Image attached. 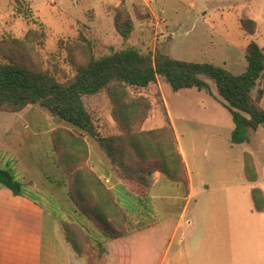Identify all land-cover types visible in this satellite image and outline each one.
I'll return each mask as SVG.
<instances>
[{
    "label": "rangeland",
    "instance_id": "1",
    "mask_svg": "<svg viewBox=\"0 0 264 264\" xmlns=\"http://www.w3.org/2000/svg\"><path fill=\"white\" fill-rule=\"evenodd\" d=\"M122 7L133 23L127 38L115 26L117 9ZM243 21L248 28L240 27ZM249 25L253 27L250 40L264 48V0H0V63H25L64 82L75 74L74 63L91 55L97 58L132 48L143 54L162 51L178 60L210 62L240 74L247 66L244 34ZM260 89L264 91V78L258 82ZM139 97L147 98L154 108L142 125L138 122ZM83 103L99 135H123L133 161L158 162L163 173L155 172L159 173L157 183L154 173L147 177L148 189L141 185L127 189L92 137L39 106L18 113L0 112V164L10 163L16 179L23 183L22 192L49 213L63 209L66 215H62L60 229L64 236L65 229L71 232V226L77 224L88 240L92 237L103 243L95 220L119 228L116 201L127 215L128 230L154 225L162 205L166 212L179 210L183 202L175 200V194L183 195L186 190L171 180L179 176L173 146L169 141L154 146L144 134L169 124L167 114L173 118L177 146L184 152L195 188L203 190L204 183L236 186L245 181V173L264 184V128L251 132L249 143L232 144L230 113L205 92L188 89L175 93L160 78L156 86L147 89L113 87L84 97ZM260 191L254 193L255 198L264 202ZM146 192H165L172 198L165 203L158 200L159 207L156 200L137 195ZM121 194L122 198L134 197L122 200L127 204H122L123 209L117 199ZM204 199L202 194L199 205L192 202L187 216L200 213ZM258 238L254 254L264 249V240ZM73 239L77 243V238Z\"/></svg>",
    "mask_w": 264,
    "mask_h": 264
},
{
    "label": "trees",
    "instance_id": "2",
    "mask_svg": "<svg viewBox=\"0 0 264 264\" xmlns=\"http://www.w3.org/2000/svg\"><path fill=\"white\" fill-rule=\"evenodd\" d=\"M253 24L255 26V23ZM115 26L123 38L129 37L133 31L131 17L123 7L117 9ZM240 27L242 29L247 27L245 21ZM252 35L253 27L249 25V29L244 34L247 66L240 74H234L210 62L178 60L162 51L143 54L132 48L97 58L91 55L86 60L74 63L75 74L64 82L56 80L48 71L36 70L25 63H0V112L18 113L28 106L45 109L72 129L92 137L108 157L127 189H132L135 185L148 189L147 177L155 172L163 173L161 164L151 160L133 161L130 158L127 138L123 135L108 137L99 135L92 116L84 106L83 98L109 92L113 87L147 89L156 86L158 79L161 78L175 93L195 89L212 97L231 115L234 124L231 133L232 144L249 143L250 133L264 128L262 106L264 91L257 90L258 82L264 78V48L250 40ZM255 90H257L256 96H254ZM156 96L161 97V94L157 93ZM139 105L141 113L138 122L142 125L150 118L154 108L144 97H139ZM144 134L148 142L154 146L164 145L166 141L171 143L179 173V176L171 180L187 191L189 179L186 166L169 124L159 129L145 131ZM247 178L256 180L254 177ZM22 185L23 183L16 179L14 168L10 163L0 164V187L9 189L14 195H21ZM147 193L137 195L147 197L149 196ZM254 193L261 194V191L253 190L252 194L256 208L263 210L261 205L264 204L263 200L258 202ZM115 207L121 218L119 228L114 224L101 223V221L99 223L97 219L95 220L100 224L101 231L111 239L123 237L129 231L126 227L127 215L116 203ZM71 228L72 231L74 230L73 233L67 232L68 229L64 230L69 236L66 235L65 239L78 256H85L88 264H94V261L105 253L103 244L92 237L88 240L79 225L75 224ZM73 237L77 238V243L74 242ZM85 244L90 245L88 249L92 250L93 254L87 252Z\"/></svg>",
    "mask_w": 264,
    "mask_h": 264
},
{
    "label": "crops",
    "instance_id": "3",
    "mask_svg": "<svg viewBox=\"0 0 264 264\" xmlns=\"http://www.w3.org/2000/svg\"><path fill=\"white\" fill-rule=\"evenodd\" d=\"M167 118L177 139L173 118L168 114ZM178 150L186 166L184 152ZM187 175L188 190L174 198L183 202L178 211L166 212L168 209L158 203L168 202L172 198L168 193L145 197L162 205L156 213L158 221L150 227L130 229L116 239L101 231L105 253L94 264H264V249L254 254L253 248L255 238L264 240V209L256 208L252 194L256 189L264 192V184L248 179L245 173V181L236 186L204 183L200 190L188 170ZM153 176L157 183L159 173ZM202 194L205 199L200 213L187 216L189 205H199ZM122 197L117 199L123 209L127 204L122 200L134 197ZM62 215H66L63 209L51 214L24 192L14 195L0 187V264H88L65 239L60 229Z\"/></svg>",
    "mask_w": 264,
    "mask_h": 264
},
{
    "label": "built area",
    "instance_id": "4",
    "mask_svg": "<svg viewBox=\"0 0 264 264\" xmlns=\"http://www.w3.org/2000/svg\"><path fill=\"white\" fill-rule=\"evenodd\" d=\"M154 224H155V222H154Z\"/></svg>",
    "mask_w": 264,
    "mask_h": 264
}]
</instances>
